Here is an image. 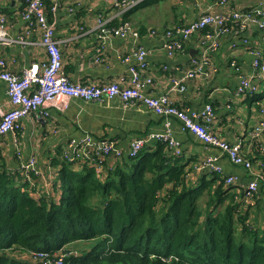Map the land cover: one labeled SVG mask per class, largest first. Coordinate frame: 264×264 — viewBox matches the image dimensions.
<instances>
[{"label": "crops", "instance_id": "obj_1", "mask_svg": "<svg viewBox=\"0 0 264 264\" xmlns=\"http://www.w3.org/2000/svg\"><path fill=\"white\" fill-rule=\"evenodd\" d=\"M56 13V34L62 40L65 70L73 81L84 83L110 82L122 77H129L131 63L124 60V54L133 47V40L122 36H112L106 41L103 48L101 62H94V55L103 39L98 36L97 16L102 13L113 24L123 19L131 20L142 34L149 28H165L172 24H185L197 17L198 13L214 0H148L127 13H120L112 5L103 0H82L76 5L75 12L70 15L68 5L74 0H65ZM234 5L254 4L259 0H233ZM160 2H164V11L167 18L160 16ZM25 5L24 0H0V13H6L9 21V32L16 37L22 32L25 22L19 11ZM51 16V15H50ZM250 34L251 43L245 45L241 37ZM39 35V34H38ZM31 35L30 41L38 43L39 36ZM237 46L234 47L233 43ZM148 50L150 72H153L155 82L153 91L157 95L170 91L171 78L180 74L190 64L194 55H201L199 37L193 36L186 42L185 52L175 56H167L159 36L142 38L140 41ZM260 45L264 49L263 32L256 30L242 33L241 36L224 35L220 46L211 51V64H205L208 75H202L187 81V91L176 95L181 107L192 110H202L207 102H211L216 109V130L226 140L232 143L240 142L244 158L253 162L251 167L246 164L233 163L226 153L219 148L204 144L194 133L182 130L179 120L171 117V127L175 138L180 142L185 164L205 159L208 156L217 158L216 165L223 168V174L236 176L237 183L230 191L234 193L235 203H240L238 215L247 216L249 223L255 229L264 228V188L261 186V177L264 174V152L261 144L262 137H252L249 133L255 124L264 116L261 108L264 106V80L261 83V92L236 96L237 75L230 66L233 57L238 60L241 69L251 73L253 56L249 51L250 45ZM1 56L15 62L13 68L19 72L45 53L40 44L0 46ZM11 63V62H10ZM167 66V69H164ZM6 82L0 80V117L4 109L10 107L6 93ZM262 104V106H261ZM51 112L50 117L28 116L23 118L16 131H9L0 136V168L16 171L22 175L20 164L34 155L37 158V167L46 175L54 173L56 182H59V159H62V147L71 138H81L85 133H91L95 138H111L127 150L133 138L145 136L153 131L165 130L166 118L163 115L149 110L141 104L124 107L122 103L113 99L105 102L87 101L81 98L62 99L55 105H46ZM20 149V153L17 152ZM181 156V155H180ZM115 165V159L109 158L106 166ZM212 171L208 168L201 170L198 176ZM215 173V172H214ZM22 179L17 178V184ZM251 180L260 183L259 190L253 200L245 201V188ZM252 201V202H251ZM253 222V223H252ZM83 245L81 242L80 246ZM76 248V247H74ZM79 248V247H78ZM24 254V253H23ZM28 251L24 256L27 257Z\"/></svg>", "mask_w": 264, "mask_h": 264}, {"label": "trees", "instance_id": "obj_2", "mask_svg": "<svg viewBox=\"0 0 264 264\" xmlns=\"http://www.w3.org/2000/svg\"><path fill=\"white\" fill-rule=\"evenodd\" d=\"M58 162V199L0 168V264H34L25 252L62 247L64 264H264V230L238 215L234 186L219 173L195 178V164L161 141L101 174Z\"/></svg>", "mask_w": 264, "mask_h": 264}, {"label": "built area", "instance_id": "obj_3", "mask_svg": "<svg viewBox=\"0 0 264 264\" xmlns=\"http://www.w3.org/2000/svg\"><path fill=\"white\" fill-rule=\"evenodd\" d=\"M82 0H74L68 5L69 14L73 15L77 4ZM112 5L120 13H127L148 0H103ZM25 5L19 11V15L25 22L22 32L16 37L9 32V21L6 13H0V46L40 44L45 56L39 57L19 72L13 68L15 59L11 61L1 56L0 80L6 82V93L9 97L10 107L1 112L0 136L14 132L19 127L20 121L28 116L50 117L51 112L46 105H55L62 99L81 98L87 101L105 102L113 99L119 100L124 107L133 104H141L166 118L163 132L153 131L145 136L133 138L127 150L116 139L95 138L91 133H85L81 138H71L62 147V158L77 164L84 162L89 167L101 174L105 169L106 161L127 154L131 157L137 155L144 146L152 140L161 141L177 156L183 154L180 142L175 138L171 127V117L179 120L182 130L194 133L204 144L219 148L226 153L230 160L236 164L253 165L249 158H244L240 142L232 143L222 137L216 130V109L211 102H207L202 110H192L181 107L176 95L187 91V81L208 75L209 70L205 64L210 65L211 51L220 46L224 35L241 36L254 30L263 32L264 38V0L254 4L234 5L233 0H214L204 7L197 17L185 22V24H172L165 28H149L146 34H142L139 28L131 20L123 19L118 24H113L102 13L98 14L97 32L103 39L94 55L93 63L101 62L103 48L107 40L113 35L122 36L133 40V47L129 53L124 54V60L131 63L129 77L122 76L110 82L84 83L73 81L65 70L62 40L56 34V13L59 12L65 0H24ZM51 15V16H50ZM39 34V35H38ZM31 35L39 36L38 43L30 41ZM199 37L201 55H194L189 66L178 75L171 78L170 91L157 95L153 91L155 77L150 72L148 62L149 50L140 43L142 38L156 37L164 39L163 48L167 56H175L185 52V45L193 36ZM242 36V43H251L249 36ZM236 47L237 43L234 42ZM249 51L253 56L252 72L249 73L240 68L238 60L233 57L230 66L236 71L237 85L236 96L253 94L262 91L261 83L264 80V49L258 44L250 45ZM11 62V63H10ZM164 66V69H167ZM262 106V104H261ZM264 115V106L261 108ZM264 133V116L258 121L249 133L252 137H262ZM19 152L20 149H17ZM264 152V142L261 144ZM19 154H21L19 152ZM217 158L208 156L194 163L195 170L210 169L221 174L226 185L236 186L237 178L232 174H223V168L216 165ZM113 168V166H110ZM20 171L23 180L29 182V186L36 190V194L56 195L59 198L58 189L61 182H56L54 173L50 171L46 175L37 167V158L32 155L22 160ZM261 186L264 188V174L261 177ZM260 187L257 180H251L245 188V201L253 200ZM250 202V201H249ZM252 202V201H251ZM65 247L61 249H33L28 251L27 258L34 264H64ZM173 257H170L171 260ZM166 260V259H165Z\"/></svg>", "mask_w": 264, "mask_h": 264}, {"label": "rangeland", "instance_id": "obj_4", "mask_svg": "<svg viewBox=\"0 0 264 264\" xmlns=\"http://www.w3.org/2000/svg\"><path fill=\"white\" fill-rule=\"evenodd\" d=\"M164 6H165V3L164 2H160V9H159V13H160V16L161 17H163V18H167L168 16V14H167V12L165 13V11H164ZM253 223V222H252ZM261 223H264V221L263 222H261ZM260 229H263L264 230V228H260ZM263 235V234H262ZM80 244H81V242L80 243H73L72 244V247H76V249H78V247H80Z\"/></svg>", "mask_w": 264, "mask_h": 264}]
</instances>
